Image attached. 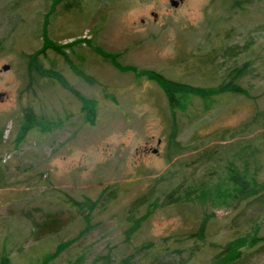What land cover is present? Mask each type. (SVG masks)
I'll use <instances>...</instances> for the list:
<instances>
[{"label": "rangeland", "instance_id": "obj_1", "mask_svg": "<svg viewBox=\"0 0 264 264\" xmlns=\"http://www.w3.org/2000/svg\"><path fill=\"white\" fill-rule=\"evenodd\" d=\"M170 1L0 0V250L11 264L56 251L48 264H211L238 238L236 264H264V193L164 201L242 160L264 181V0ZM41 50L44 70L95 102L93 124L59 81L30 83L24 56ZM244 62L246 94L194 99L178 117L182 150L168 152L170 111L149 74L214 89ZM27 111L41 124L23 133Z\"/></svg>", "mask_w": 264, "mask_h": 264}, {"label": "trees", "instance_id": "obj_2", "mask_svg": "<svg viewBox=\"0 0 264 264\" xmlns=\"http://www.w3.org/2000/svg\"><path fill=\"white\" fill-rule=\"evenodd\" d=\"M254 0H243L245 4H250ZM238 5L239 2H236ZM234 50V48H232ZM59 53L58 48L55 50ZM237 52H235V55ZM44 52L41 50L34 55L24 56L27 59V75L30 83L36 81L39 77L52 78L59 81L62 86L69 89L74 93L83 104V112L86 116V122L89 124L94 123L95 117V102L89 100L84 96H79L77 92H74L66 84L62 75L55 72L54 69L44 70L42 68V63L39 61V56L43 55ZM63 55V54H62ZM65 61L78 75V67L72 65L67 58ZM252 71L250 62H244L243 64L227 68L224 72L225 82L219 84L218 87L214 89H203L194 86H190L185 83H179L169 80L162 75L157 73H150L149 77L155 81L159 87L162 89L170 111V123H169V134L166 140L167 151H174L175 154L182 150V146L178 141L180 120L179 115L188 114V109L192 107V102L194 99L201 100L204 104L209 103L208 100H212L215 96H220L222 94L230 93L233 95L246 94L245 90L241 86V80L246 77ZM85 82L92 84L94 81L88 76H81ZM25 126L22 127L23 133L27 132L31 128H36L41 124V119L34 115L31 111H27L24 114ZM170 158V156H168ZM203 183L191 184L187 187L181 189V187H176L170 193L164 196V201L167 205H187V203L192 204L195 202L203 203V200L212 202L213 206H220L228 201H237L250 197H256L260 193H264V181H259L257 179V167L254 165V169L251 170L246 161L242 160L240 165H235L228 168L225 179L214 184L212 187H208L204 190ZM203 189V190H202ZM79 206V204H75ZM83 205L91 208V204L88 202ZM203 221V220H202ZM56 220L43 222L39 227L41 229H51L55 228ZM202 223V222H201ZM206 220L201 224L200 231H203L205 227ZM200 225V224H199ZM240 241L245 242L246 239H240L231 241L225 248L220 252L216 253L211 260V264H236L240 261L241 247L243 244ZM6 246L3 245L0 250V264H11L9 256L5 253L7 250ZM60 250V249H59ZM58 251L54 252L52 255L46 256L42 260L41 264H48V261L52 260ZM68 264H80L78 262H70Z\"/></svg>", "mask_w": 264, "mask_h": 264}, {"label": "water", "instance_id": "obj_3", "mask_svg": "<svg viewBox=\"0 0 264 264\" xmlns=\"http://www.w3.org/2000/svg\"><path fill=\"white\" fill-rule=\"evenodd\" d=\"M170 4H171L172 6H176V5H177V2L171 0V1H170ZM8 69H9V66H8V65H3V66H2V70H3V71H6V70H8Z\"/></svg>", "mask_w": 264, "mask_h": 264}, {"label": "flooded vegetation", "instance_id": "obj_4", "mask_svg": "<svg viewBox=\"0 0 264 264\" xmlns=\"http://www.w3.org/2000/svg\"><path fill=\"white\" fill-rule=\"evenodd\" d=\"M78 71H79V73H80L79 77H80L81 79H82V77H81L82 75L85 76V77L87 76V75H86L82 70H80L79 68H78ZM56 73L58 74V76L61 75L59 72H56Z\"/></svg>", "mask_w": 264, "mask_h": 264}]
</instances>
